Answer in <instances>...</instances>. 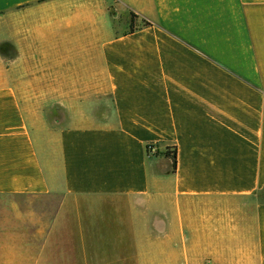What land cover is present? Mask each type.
Returning <instances> with one entry per match:
<instances>
[{
	"label": "crops",
	"instance_id": "0c3cea01",
	"mask_svg": "<svg viewBox=\"0 0 264 264\" xmlns=\"http://www.w3.org/2000/svg\"><path fill=\"white\" fill-rule=\"evenodd\" d=\"M125 5L0 0V264H264V0Z\"/></svg>",
	"mask_w": 264,
	"mask_h": 264
},
{
	"label": "rangeland",
	"instance_id": "374dc122",
	"mask_svg": "<svg viewBox=\"0 0 264 264\" xmlns=\"http://www.w3.org/2000/svg\"><path fill=\"white\" fill-rule=\"evenodd\" d=\"M114 1L115 0H97L96 18L98 27L101 26L100 28H107L112 24V28L114 31L117 30L119 26H121L120 22L122 21V16L119 13H122L126 10L125 3L128 2V0H116V3ZM111 4L113 5V7H111ZM115 10H117L118 13ZM0 50L4 55H9V48H0ZM36 87H38L39 91L40 86L38 85ZM259 198L264 199V190L263 193H260ZM129 263L133 264L131 260Z\"/></svg>",
	"mask_w": 264,
	"mask_h": 264
},
{
	"label": "trees",
	"instance_id": "16d2710c",
	"mask_svg": "<svg viewBox=\"0 0 264 264\" xmlns=\"http://www.w3.org/2000/svg\"><path fill=\"white\" fill-rule=\"evenodd\" d=\"M133 17H134V14L131 13V17H130V23H129V30L132 31L133 30ZM165 154L171 158L172 160V165H173V168L175 167V149H171V151L168 149L165 151Z\"/></svg>",
	"mask_w": 264,
	"mask_h": 264
},
{
	"label": "built area",
	"instance_id": "2783aa9c",
	"mask_svg": "<svg viewBox=\"0 0 264 264\" xmlns=\"http://www.w3.org/2000/svg\"><path fill=\"white\" fill-rule=\"evenodd\" d=\"M150 151H154V148H150Z\"/></svg>",
	"mask_w": 264,
	"mask_h": 264
}]
</instances>
